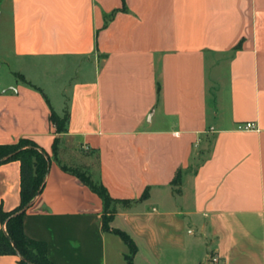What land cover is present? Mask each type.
<instances>
[{
  "label": "crops",
  "instance_id": "0c3cea01",
  "mask_svg": "<svg viewBox=\"0 0 264 264\" xmlns=\"http://www.w3.org/2000/svg\"><path fill=\"white\" fill-rule=\"evenodd\" d=\"M0 39L18 67L67 76L59 113L22 74L0 84V146L30 140L51 159L23 232L53 264L128 254L98 195L52 160L56 137L62 164L130 202L109 227L133 264H264V0H0ZM50 107L67 110L66 133ZM68 147L94 166L65 164ZM20 183L19 161L0 164L1 211Z\"/></svg>",
  "mask_w": 264,
  "mask_h": 264
},
{
  "label": "trees",
  "instance_id": "16d2710c",
  "mask_svg": "<svg viewBox=\"0 0 264 264\" xmlns=\"http://www.w3.org/2000/svg\"><path fill=\"white\" fill-rule=\"evenodd\" d=\"M122 2L124 3L125 0H122ZM114 13L115 11L112 12L111 16ZM108 20L110 18H106L104 25L107 24ZM239 47L238 45L235 49L237 50ZM35 89L40 91L37 88ZM43 96L48 103L45 95ZM49 121L57 135L66 133L67 110L60 116L50 107ZM59 144L60 138L56 137L52 147V160L56 161L64 172L78 178L92 192L98 195L103 204V230L115 234L124 242L128 248V254L124 256L126 264H133L132 258L136 252L133 241L126 233L117 229H110L109 227L118 207H126L130 202L112 199L99 178L88 168L70 167L62 164L58 160ZM14 160L20 162V204L9 213L0 210V224L5 227V230L3 228L0 229V256H17L19 258L18 264H53L47 257V245L44 242L28 238L23 232L25 210L42 190L48 163L51 159L34 142L20 140L14 145L0 146V164ZM181 174L182 171L177 170L171 182L172 185L179 183ZM146 196L147 193H144L142 199H145Z\"/></svg>",
  "mask_w": 264,
  "mask_h": 264
},
{
  "label": "rangeland",
  "instance_id": "374dc122",
  "mask_svg": "<svg viewBox=\"0 0 264 264\" xmlns=\"http://www.w3.org/2000/svg\"><path fill=\"white\" fill-rule=\"evenodd\" d=\"M8 51V48L4 45L3 42H1L0 39V84L14 82L19 79L17 74H22L25 76V79L28 82L44 90L53 107L55 108V111L59 113L63 104V98L59 93L58 87L61 83L65 82L67 76H62L60 79L54 78V73L51 67L38 69L34 68L33 66L31 67L30 65L24 68H20L17 66L15 60H13L9 56ZM19 68L22 69L23 72L19 70ZM67 149L68 151L64 155H61V159L65 164H91L92 167L94 166L93 159L90 160L89 158H82L81 154L77 151L72 152L71 147H68ZM114 238L118 240V237Z\"/></svg>",
  "mask_w": 264,
  "mask_h": 264
},
{
  "label": "built area",
  "instance_id": "2783aa9c",
  "mask_svg": "<svg viewBox=\"0 0 264 264\" xmlns=\"http://www.w3.org/2000/svg\"><path fill=\"white\" fill-rule=\"evenodd\" d=\"M240 129H242V130H254L255 126L252 123H246V124H243L242 126H240ZM3 230H5L4 226H3ZM210 261L212 264H220L219 259L216 257H212Z\"/></svg>",
  "mask_w": 264,
  "mask_h": 264
}]
</instances>
